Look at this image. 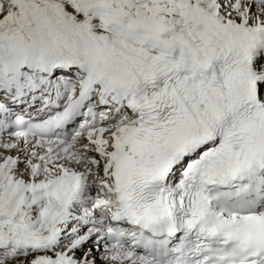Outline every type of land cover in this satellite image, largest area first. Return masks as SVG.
Here are the masks:
<instances>
[{
	"label": "bare ground",
	"instance_id": "6f19581e",
	"mask_svg": "<svg viewBox=\"0 0 264 264\" xmlns=\"http://www.w3.org/2000/svg\"><path fill=\"white\" fill-rule=\"evenodd\" d=\"M61 28L104 38L173 81L160 59L178 52L189 55L200 73L211 70L207 59L183 40L199 34L230 56L252 90L264 82V0H0V83L15 87L21 69L47 80L32 70L46 57L66 66L65 75L57 71L52 77L53 86L81 68L91 56ZM114 79L112 101L122 105L124 115L81 137L78 146L0 136V264H154L140 250L114 248L105 239L106 221L119 211L114 190L118 166L109 156L114 151L109 135L121 131V151L130 154L147 134L149 118L132 107L133 89L122 100L115 97L126 82L121 76ZM25 81L21 76L19 84ZM186 104L192 137L206 125L190 100ZM112 106L104 107L111 112ZM186 168L187 163L177 176ZM90 194L96 210L87 223L76 202ZM92 208L81 212L92 214ZM64 229L67 238L59 243Z\"/></svg>",
	"mask_w": 264,
	"mask_h": 264
},
{
	"label": "rangeland",
	"instance_id": "374dc122",
	"mask_svg": "<svg viewBox=\"0 0 264 264\" xmlns=\"http://www.w3.org/2000/svg\"><path fill=\"white\" fill-rule=\"evenodd\" d=\"M93 194L95 195V193H93ZM93 194L85 195L82 199H80L78 202H76V206L78 207L77 210H79V212H80L79 214L80 215L84 214L83 218L86 219L85 221H87V223L89 222V219L91 217H94L93 212L96 210V208H92V206L95 204V199L93 198ZM91 208H92V214H90V213L87 214L86 212H81L83 209H85L86 211H89ZM64 230H61L62 235L60 237H57V240L59 239L58 241H60L59 243L65 242V240L67 238L64 235H67L68 230L67 229H64ZM96 234H97V232L95 231L92 236L95 237ZM56 236H59V234H57ZM51 241H52V237H51Z\"/></svg>",
	"mask_w": 264,
	"mask_h": 264
}]
</instances>
